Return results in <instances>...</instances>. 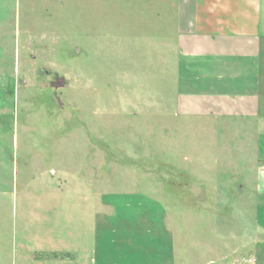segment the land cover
Here are the masks:
<instances>
[{"label": "rangeland", "instance_id": "374dc122", "mask_svg": "<svg viewBox=\"0 0 264 264\" xmlns=\"http://www.w3.org/2000/svg\"><path fill=\"white\" fill-rule=\"evenodd\" d=\"M118 1L0 0V264H264L245 122L178 112L174 6Z\"/></svg>", "mask_w": 264, "mask_h": 264}, {"label": "crops", "instance_id": "0c3cea01", "mask_svg": "<svg viewBox=\"0 0 264 264\" xmlns=\"http://www.w3.org/2000/svg\"><path fill=\"white\" fill-rule=\"evenodd\" d=\"M122 1L140 7L144 0ZM153 5L157 7L155 0ZM172 5L181 52L178 112L203 124L223 119L245 122L234 134L241 135L240 140L245 136V144L253 142L254 161L242 163L256 168L257 209L264 210V165H259L264 163V0H163V14L158 15L162 19L153 13L152 21L172 22ZM101 7L100 3L102 12ZM4 243L0 230V247Z\"/></svg>", "mask_w": 264, "mask_h": 264}]
</instances>
